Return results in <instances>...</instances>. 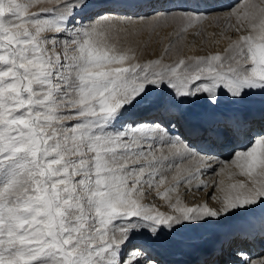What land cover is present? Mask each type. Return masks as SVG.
Returning a JSON list of instances; mask_svg holds the SVG:
<instances>
[{
  "label": "snow or ice",
  "instance_id": "snow-or-ice-1",
  "mask_svg": "<svg viewBox=\"0 0 264 264\" xmlns=\"http://www.w3.org/2000/svg\"><path fill=\"white\" fill-rule=\"evenodd\" d=\"M218 7L0 0V264H174L162 256L176 233L237 213L241 221L191 264H233L231 256L253 264L236 245L251 242L249 217L264 202V0L246 6L244 34L224 57L164 65L111 42L116 25L171 19L190 27ZM201 102L206 111L194 118ZM241 136L250 147L234 151L233 163L248 181L232 184L235 194L226 192L218 210L169 198L168 214L141 202L146 192L160 194L169 156L211 167L216 150ZM201 174L177 172L163 196ZM259 227L264 242V211Z\"/></svg>",
  "mask_w": 264,
  "mask_h": 264
},
{
  "label": "rangeland",
  "instance_id": "rangeland-1",
  "mask_svg": "<svg viewBox=\"0 0 264 264\" xmlns=\"http://www.w3.org/2000/svg\"><path fill=\"white\" fill-rule=\"evenodd\" d=\"M259 2L260 0H251L249 3H245V5L242 6L243 8L241 7V10L239 8V11L234 9V11H232L233 13H230L231 15L227 19L228 21L226 20L228 22V27L231 29L230 30L228 28L230 31L228 29V31H226L225 25H223L221 23V19L218 18L213 20L203 19L198 23H194L190 27L184 22L171 19L161 21L158 24L153 21H137L132 25L113 26V36L111 42H115L117 46L136 48L141 60L143 61L162 58V64L164 65H172L180 58H184L187 62V58L189 57L206 56L209 54H220L224 57L228 55V53L225 52L229 48L228 42L231 43V41L228 40L229 38L226 39V34L228 36V33L233 30L237 33L235 30L238 27L240 28L239 34H244V28L241 26L240 18L243 16L244 11L251 10L246 7L247 5ZM44 6L50 8L53 4L51 2H46L44 3ZM38 10L39 9L35 7L31 9V11ZM117 30L119 31L117 32ZM229 63H231L233 67H237L235 62L225 61L226 67ZM220 110H224V105L221 106ZM205 111L206 109L202 102L194 105L191 110L193 115H201L202 113H205ZM173 157L174 156H172V158ZM170 158L171 157L169 156V160L164 162L165 167L169 169V172L168 179L159 189L160 194L158 195L156 191H152L151 194H147L146 192L145 197L141 202L143 204L153 206L159 211L168 214H175L173 208L168 203L172 191L169 192L168 197H164L163 193L168 190L170 185L175 183V181L172 180V177L176 176L178 171L181 176L186 175L185 172L180 173V170H186L189 166L186 164V168H183L184 166L180 163V161H186L181 157L175 156V158H173L174 160L172 158L170 160ZM176 160L178 162L177 164L180 163L178 167L182 165L183 167L180 168L183 169L176 166L177 164L174 163ZM173 164L175 165L173 166ZM181 186L183 185L179 184L176 186L178 191L175 190V194L172 193V197H170V199L172 200V198H174V201H176V199H181L183 201L181 202L182 204H188L193 199L194 195L192 193L195 191V187L192 185L189 189L190 193H188L187 189H185L186 191L184 190L186 187L183 186L184 188L182 187V189ZM182 190L185 192H182ZM173 195L175 197H173ZM257 209L262 211L259 206H257ZM204 234L205 230L203 229V225L199 227L186 225L179 233L174 235L171 247L191 249L193 247L192 245L199 242Z\"/></svg>",
  "mask_w": 264,
  "mask_h": 264
},
{
  "label": "bare ground",
  "instance_id": "bare-ground-1",
  "mask_svg": "<svg viewBox=\"0 0 264 264\" xmlns=\"http://www.w3.org/2000/svg\"><path fill=\"white\" fill-rule=\"evenodd\" d=\"M250 1L251 0H217V3L220 5V7H218L214 11L213 15L208 16L205 19L206 20L207 19L213 20L216 18L221 19V23L223 25H225L226 31H228L230 28L227 25L228 24L227 19L231 15L230 13L232 11H234V9L238 10V11H239V9L241 10L243 8L242 6L245 5V3H249ZM85 22H87V21H85ZM238 35H239V33L237 34L233 30L230 33H228V36L226 34V37H227L226 39L229 38L228 40H230L232 42V40L238 39L237 38ZM228 44H230V42H228ZM245 67H247V66H245ZM226 107L227 106L224 105V110H226ZM192 113L193 112H191V114ZM192 116L195 118V117H198L200 115H193L192 114ZM248 147H250V145L248 143L247 138L245 136H241L236 141L228 143L225 146L218 148L216 150L217 156L215 159L212 160L211 167H209L207 163L199 164L197 167V162L192 161V160H185L186 162L180 161V163L183 164V166H184L183 167L181 165L180 167H183L185 169L186 164L189 166L188 169L186 168V170H182V171L180 169H183V168L178 167V168H180L179 169L180 173L185 172L187 175L191 171H198V170L202 173L198 177L197 180L193 181L192 185L195 187L194 188L195 191L194 192L192 191L193 192L192 194L194 196H193L192 201H190V203H188L186 205L187 206H193L194 204H197V203L202 204V203L207 202L210 207L216 208L218 210L220 207V201L223 200V197H224L226 192L229 194H235V190H233L231 188L232 184H238L241 181H244L247 183L248 177H246L245 175H243L241 173V170L236 167V164L233 163V160L235 158L234 157V151H237V152L238 151H246L248 149ZM170 157L172 158V156H170ZM171 158H170V160H171ZM173 158H175V156ZM174 163L177 164L178 163L177 160ZM174 165L175 164H173V166ZM205 169H207V171H204ZM262 179H264V178H262ZM201 181H203L204 183L207 184V187L203 188V190H199L196 187L197 184H199ZM182 185L186 188H184L183 186H181V188L183 187L184 190L187 189L188 193H190L189 189L192 185H187V184H182ZM176 188H175V190H177ZM185 191L182 190V192H185ZM174 192L175 191H172L173 194H175ZM172 193H171L170 197H172ZM213 193H214L215 198H212ZM173 197H175V196L173 195ZM176 198H179V197H176ZM181 198H182V196H181ZM173 199L174 198H172V201H174ZM181 202H183V201L181 200ZM173 203H175V201ZM261 213H262V211H260L259 209L256 208L255 214L249 217V219H251L252 222L255 224L254 228L249 229V231H251V233H252V237L254 236L253 240L250 243H251V247L254 248V246H255V251L253 252L252 255H249V258H251V260L253 261V264H256V262L258 260L264 258V242H262L259 239V234H260L259 224H260V214ZM240 215H241V213H237L235 215H229V217H227V218H225L219 222L221 225H217V224H213V223L203 225V229L205 230V234L202 236V238L199 241L200 247H192L191 249H181V247H178V248L173 247L172 248L170 246V250L165 252V254L162 256V259H164L165 261H172V262H174V264H191L192 261L203 260L204 257L200 254V248L206 246V244L208 242L212 241L213 239L227 233L230 230L228 226H230L234 223H239L241 221ZM237 247H239L240 249H245L244 248L245 244L239 243V244H237ZM246 247H248V244L246 245ZM235 258H237V257H235ZM228 259L233 261L232 257H228ZM233 264H234V262H233ZM237 264H241V263H237Z\"/></svg>",
  "mask_w": 264,
  "mask_h": 264
},
{
  "label": "water",
  "instance_id": "water-1",
  "mask_svg": "<svg viewBox=\"0 0 264 264\" xmlns=\"http://www.w3.org/2000/svg\"><path fill=\"white\" fill-rule=\"evenodd\" d=\"M259 208L264 211V202H262L260 205H259Z\"/></svg>",
  "mask_w": 264,
  "mask_h": 264
}]
</instances>
